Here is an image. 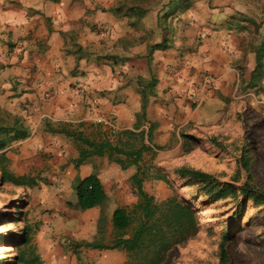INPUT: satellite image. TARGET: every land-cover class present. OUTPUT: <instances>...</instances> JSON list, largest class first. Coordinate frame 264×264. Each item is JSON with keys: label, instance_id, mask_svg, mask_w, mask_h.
I'll return each mask as SVG.
<instances>
[{"label": "crops", "instance_id": "obj_1", "mask_svg": "<svg viewBox=\"0 0 264 264\" xmlns=\"http://www.w3.org/2000/svg\"><path fill=\"white\" fill-rule=\"evenodd\" d=\"M181 6L173 0L171 8ZM159 11L149 0H0V152L10 164L12 147L37 149L41 134L69 142L59 161L66 168L54 173L73 204L80 180H100L104 203L78 214L94 216L98 246L116 242L117 208L145 196L164 201L147 154H177L188 134L220 124L264 89V0H192L174 22H159ZM113 112L115 133L95 122ZM17 121L24 138L16 139ZM64 124L98 142L144 148L139 166L113 148L78 164L80 146L50 131ZM139 167L148 175L135 183ZM96 249L125 262L123 250Z\"/></svg>", "mask_w": 264, "mask_h": 264}, {"label": "rangeland", "instance_id": "obj_2", "mask_svg": "<svg viewBox=\"0 0 264 264\" xmlns=\"http://www.w3.org/2000/svg\"><path fill=\"white\" fill-rule=\"evenodd\" d=\"M149 2L151 8H160L159 22H174L175 17L184 15L192 0H182L181 9L176 10L171 8L173 0ZM200 6L197 5V10L201 15ZM260 62L263 70L264 57ZM251 94L246 105L224 115L220 124L191 131L177 154L165 158L147 154L154 176L161 174L167 179L159 190L160 201L174 196L185 201L201 224L194 238L173 247L164 264H221L223 242L228 264H264V210L247 207L237 215L234 198L213 201L187 186L176 174L178 167L192 166L212 173L220 181L237 186L249 182L264 191V89L260 87ZM40 140L44 145L37 149L32 143L24 149L18 145L12 147L9 164L14 175L31 176L37 180V186L4 182L0 172V264L17 263L25 227L29 228L31 246L40 254L41 264H120L117 257L92 246L99 234L94 216L87 213L80 217L81 210L65 200L70 188L62 186L54 166L59 165L61 171L66 168L59 161L67 150L63 149L64 145L67 147L69 142L46 140L42 134ZM73 144L72 147L76 146ZM245 152L250 156L248 169L243 166ZM123 260H127V254Z\"/></svg>", "mask_w": 264, "mask_h": 264}, {"label": "trees", "instance_id": "obj_3", "mask_svg": "<svg viewBox=\"0 0 264 264\" xmlns=\"http://www.w3.org/2000/svg\"><path fill=\"white\" fill-rule=\"evenodd\" d=\"M261 59H258L260 69ZM258 69V70H259ZM260 74L262 70H259ZM145 96V93H144ZM18 137L28 135L27 128L16 122ZM70 124L61 125L60 128H51L50 131L62 133L80 146V156L77 163L80 164L90 155H102L113 148L118 155H124L139 166L144 148L114 146L107 138L103 141H95L86 137L82 131L72 129ZM248 148H245L247 152ZM243 154V166L249 168L250 156ZM0 172L4 182H10L16 186H34L35 180L27 176H15L9 170V159L6 151L0 152ZM141 172L134 176L135 183H141L148 172ZM141 173L143 177H141ZM176 174L189 187L196 188L199 193L218 201L232 197L237 203V215L246 211L247 207L264 210V191L256 188L249 182L235 185L232 182L220 181L212 173L201 169L183 165L176 169ZM158 179L167 182L165 176L157 174ZM75 191L77 204L74 206L80 210H87L101 205L106 199L102 184L96 175L88 176L80 180ZM264 217V216H263ZM113 227L118 233L117 240L112 245L98 246L99 249H120L126 252L127 260L123 264H164L170 257L173 247L184 244L194 238L200 231L201 224L192 208L177 197H170L166 201L156 202L153 197L145 196V200L138 207H119L113 213ZM24 230V228L22 229ZM129 230L131 232L129 233ZM22 241L19 243V254L16 264H41L42 259L36 248L31 246L29 228L25 227ZM128 235V236H127ZM221 264H228L226 243L220 244Z\"/></svg>", "mask_w": 264, "mask_h": 264}, {"label": "built area", "instance_id": "obj_4", "mask_svg": "<svg viewBox=\"0 0 264 264\" xmlns=\"http://www.w3.org/2000/svg\"><path fill=\"white\" fill-rule=\"evenodd\" d=\"M115 116H116V112H113L110 117L98 116L95 119V122L107 127L112 133H115L117 132V127L113 121Z\"/></svg>", "mask_w": 264, "mask_h": 264}]
</instances>
